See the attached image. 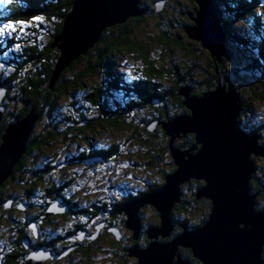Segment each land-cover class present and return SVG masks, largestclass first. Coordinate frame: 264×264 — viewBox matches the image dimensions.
I'll use <instances>...</instances> for the list:
<instances>
[{"label": "trees", "instance_id": "1", "mask_svg": "<svg viewBox=\"0 0 264 264\" xmlns=\"http://www.w3.org/2000/svg\"><path fill=\"white\" fill-rule=\"evenodd\" d=\"M72 1L0 2V26L6 27L0 34V89L5 90L0 104L4 109L0 140L9 123L31 110L37 115L26 151L0 185V264H24L35 246L51 250L58 243L65 248L75 247L63 258L64 264H97L96 257L107 255L105 245L121 248L122 263L136 264L137 259L128 255L126 247L148 246L147 228L159 226V215L152 206L140 209L143 231L135 240L124 225L126 215L119 209L126 200L161 188L165 176L175 169L170 138L159 125L150 131V124L189 113L179 95L181 87H190L191 95L201 96L218 82L225 87L233 85L227 79L230 52L216 64L201 43L185 32V26L193 24L191 16L198 7L195 0H189L181 9L177 8L182 4L180 0H141L142 15L105 28L93 47L66 66L52 83L59 56L53 42ZM156 1H163L180 17L168 16V27L155 23L148 30L150 15L154 12L163 17L165 11H156ZM220 1L236 17L250 16L260 7L259 0ZM37 16L42 19L34 20ZM222 26L228 41L233 35L242 46H251L248 56L252 59L247 57L250 61L244 69H258L262 76L258 86H262L264 38L253 43L244 35L231 34L233 28L225 22ZM262 32L259 39L264 29ZM201 72L205 76L200 77ZM247 107L244 102L243 109ZM257 132L264 140V133L259 129ZM173 143L188 149L195 144L194 134L181 135ZM77 146L87 150H78ZM159 165V182H151L147 174ZM123 170L146 173V188L134 190L121 184L123 176L134 179ZM251 182L261 190L258 200L264 206V189L257 186L259 179ZM203 184L202 180L190 179L181 185L183 194L172 208L174 225L168 239L178 235L183 224L196 229L207 221L210 201H200L203 206L199 207L195 204V191ZM115 194L120 198H113ZM56 202L63 211L47 215L50 205ZM146 207L155 210V222L144 218ZM257 208L261 209L259 205ZM101 224L103 231L96 239L79 238L82 231L92 235ZM111 226L122 231L121 239L107 232ZM35 235L42 237L38 245ZM181 253L190 262L196 260L190 249L183 248Z\"/></svg>", "mask_w": 264, "mask_h": 264}, {"label": "water", "instance_id": "2", "mask_svg": "<svg viewBox=\"0 0 264 264\" xmlns=\"http://www.w3.org/2000/svg\"><path fill=\"white\" fill-rule=\"evenodd\" d=\"M198 4L192 25L185 26L190 39L200 42L214 61L222 62L226 55V33L214 0H195ZM141 0H73L53 46L59 51L52 83L61 71L79 56L84 55L100 39L105 28L124 23L143 14ZM163 2H157L160 10ZM191 88L179 90L183 105L189 110L164 121L150 124L152 131L160 126L169 139V151L175 169L167 174L161 188L134 197L124 203L119 212L126 215L125 226L138 239L141 229L140 209L146 205L155 208L160 224L147 231L149 245H135L127 250L137 259L136 264H186L178 253L187 247L202 264H261L264 249V209H254L255 194L249 191L254 171V155H264L258 136L239 128L241 109L239 94L233 86L218 82L213 90L201 96L190 94ZM5 94L0 89V104ZM0 105V115L3 113ZM37 115L31 110L27 116L9 123L0 140V185L12 173L13 167L27 149V141ZM1 119V116H0ZM194 134L195 144L188 149L174 146L176 138ZM198 145V148L196 149ZM190 179L204 184L195 193L211 202L207 221L199 228L183 230L168 239L173 230L170 218L172 208L180 202L181 185ZM63 209L58 203L50 205L47 215ZM101 226L97 225L91 239H96ZM109 231L120 239L117 227ZM161 237V239H160ZM82 239V235L79 237ZM167 238V239H165ZM75 247H68L60 255L37 249L30 251L24 264H41L45 259L65 256Z\"/></svg>", "mask_w": 264, "mask_h": 264}, {"label": "rangeland", "instance_id": "3", "mask_svg": "<svg viewBox=\"0 0 264 264\" xmlns=\"http://www.w3.org/2000/svg\"><path fill=\"white\" fill-rule=\"evenodd\" d=\"M5 1H8V0H0V2H3V3H5ZM180 1L182 4L177 7L179 9H181V7L186 6L185 4L190 3L189 0H180ZM180 1H179V3H180ZM156 2H158V1H156ZM159 2H161V1H159ZM169 2H173V1L170 0ZM215 3H216V6H217L216 8H217L218 13H219V18L221 19V23L225 22L227 24V27L231 26L233 28L232 32H230V30L232 29L231 27L229 30L227 28L228 33L230 32L231 34H233V33L234 34H241V36L244 35L247 38H251L254 41L253 43H256V41L259 42V41L263 40L264 36H261L260 39H259V36L261 34H263L262 29H264V0H259V4H260L259 6L260 7L257 8L255 10L256 12H254L252 15L249 16L246 14V15H241L239 17H236L235 15L228 13L227 7H225L223 2H221L220 0H216ZM152 6H153V4L151 5V7ZM163 8H165V11H162ZM156 11L157 12L162 11L163 17L156 16L155 13L153 12L152 15H150L149 19H147L148 30H150V26H154L155 23H157V24L161 23L162 27H164V25L167 23L168 16L172 15V17H173V15L174 16L177 15L178 17H180L178 15L177 11H172V9L169 6H167V4H165V3L162 4L160 10H156ZM168 25L169 24H166L167 27H168ZM2 28L3 27L0 26V29H2ZM6 30H8V29H6ZM12 30H13V28H12ZM258 32H260V33H258ZM0 34H2V32H0ZM232 37H233V35L230 37L231 41H228L227 37L225 39V47H226L227 51L230 52L229 53L230 58H228L229 60L227 61V79L229 80V82L231 81L233 83V85H228L227 87H229V86L236 87V85H238L241 89V90L238 89L239 91L236 90L237 93L239 94L240 104H241V109H240V112L238 115L239 128L242 131L248 132L250 134L251 133L253 135L256 134L258 136V140H257L258 144L264 145V140H262L261 136L257 132V129H259L260 132L264 133V84L260 87L258 86V83H261V81H262L261 80L262 76H259L258 69L253 70V71L244 69V67L248 66L249 61H250L247 59V57L252 59L251 56H248L249 55L248 52L250 53V51H251V46L244 47L240 43H238V41H237L238 38L233 39ZM248 45H249V43H248ZM172 49L175 50V49H177V47L172 48ZM168 62L171 64V61H168ZM214 62H216V64L218 63V61H214ZM170 64L168 65L169 67L171 66ZM202 75L205 76V73L204 72L199 73L200 77ZM238 86H237V88H238ZM244 102H246L248 104V107L246 109H243ZM77 147H78V150H85V151L87 150L84 146H77ZM71 152H75V149H72ZM253 159H254V163H255V168H254L255 171L252 172V178L259 179V184L257 183V186L260 185L264 189V155H257V156L254 155ZM95 167L99 168V165H96ZM155 167H154V169L152 168L153 172H151V173L149 172L147 174L149 176V179L151 182H153V181L159 182V174L162 171L161 165H159L156 168ZM128 169H130V168H128ZM123 171L126 174L132 175L134 177V179H131V180H128V179H130V177H128V179H126L125 176H123L122 179H120L121 184H124L125 187L127 186L128 188H132L134 190H142L143 188H146L147 185L145 183V179L148 177L146 175V173L142 174V173H138V171L135 172L133 170H130L131 172H128L126 170H123ZM139 181H141V182L138 183ZM253 185L254 184L252 182L250 183V181H249V191L250 192H252L251 189H252ZM91 187H93V186H91ZM258 188H260V187H258ZM258 190H260V189H258ZM196 192H197V190L195 191V193ZM182 194H183V192H182ZM256 194L260 195L261 192L256 193ZM101 196H102V194L100 195V197ZM114 197L120 198L116 194L113 195V198ZM206 199L207 198H205V197L197 198V202L195 204L198 207H199V205L203 206V204H200L201 203L200 201L206 200ZM207 200H209V199H207ZM147 206H149V205H147ZM145 210H146L147 216L144 213L145 211L143 213L145 215L144 218H147L146 221H148L149 223L155 222L156 217L154 216V213H153V212H155V210L152 209V207L151 208L146 207ZM140 218H141V226H142L143 217H142L141 213H140ZM172 222H173V220H172ZM173 225H174V222H173ZM147 231H148V228H147ZM160 239H161V237H160ZM185 248H187V247H185ZM103 249L106 250L105 252L107 253V255L106 256L104 255V257L103 256L96 257L95 261L97 262V264H124V263H122V258L119 256L121 248L117 247L116 249H113V248H110L108 245H105V246H103ZM98 250H101V248ZM117 250H119V251H117ZM97 254H99V253H97ZM97 256H99V255H97ZM64 262H65V260H60L59 262H54L53 264H64Z\"/></svg>", "mask_w": 264, "mask_h": 264}, {"label": "flooded vegetation", "instance_id": "4", "mask_svg": "<svg viewBox=\"0 0 264 264\" xmlns=\"http://www.w3.org/2000/svg\"><path fill=\"white\" fill-rule=\"evenodd\" d=\"M189 134H191V133H189ZM198 148V145H197V147H196V149ZM87 164L88 165H90L91 164V161L90 160H87ZM255 164V163H254ZM254 171H255V169H254ZM253 179V178H252ZM251 179V180H252ZM201 187V186H200ZM252 194H255V199H254V209L255 210H263L264 209V206H263V204L261 203V204H259V200H258V198H259V195H257L256 193H259V192H261L260 190H258L256 187H252ZM132 199V198H131ZM130 200V199H129ZM129 200H126L125 202H123V204L124 203H126L127 201H129ZM210 201V200H209ZM211 203V202H210ZM122 204V205H123ZM121 205V206H122ZM260 206L261 207V209H258L257 208V206ZM210 212V211H209ZM125 225V224H124ZM184 225V224H183ZM103 227H104V225H103ZM103 227L101 226V228H100V230L101 231H103ZM112 227V226H111ZM110 227V228H111ZM126 227V226H125ZM126 229L127 230H129L130 231V229H128L127 227H126ZM148 229H150V228H148ZM120 230V229H119ZM101 231H99V234L101 233ZM141 231H143V227L141 226V229H140V232H139V235L141 234ZM146 231V230H145ZM107 232H109V233H111L110 231H109V228L107 229ZM120 232H121V237H122V231L120 230ZM146 234H147V231H146ZM81 235L82 236H84V240H85V238H89V239H91L90 237H91V235L89 236L88 234H86V231H82V233H81ZM35 237H37V239L36 240H38V241H36V243H37V245L40 243V241H41V239H42V237H39V236H37V235H35ZM121 237H120V239H121ZM140 237V236H139ZM139 237H138V239H139ZM172 237H174V236H172ZM171 237V238H172ZM148 239V238H147ZM92 240V239H91ZM26 241V244H28V241L27 240H25ZM149 242H150V240H149ZM65 245V244H64ZM45 246V245H44ZM133 246H135V245H131L130 247H126V250H128L129 248H131V247H133ZM145 247H147V245L146 246H142V247H140V248H145ZM185 248V247H184ZM37 249H43V250H46V251H49V253L51 254V255H60L64 250H65V246L63 247V245L62 244H60V243H58L57 244V247H54V248H52L51 250H49V249H46V246L45 247H41V246H35L31 251H34V250H37ZM62 250L61 251V253H56V251H59V250ZM75 249V248H74ZM181 249H183V247H179V249H178V253L180 254V256L182 257V259H183V261H186L187 263L186 264H197V261H198V259H196L195 261H193V262H190V260L185 256V254L183 255L182 253H181ZM185 249H189V248H185ZM55 251V252H54ZM73 250H71L69 253H71ZM68 256V254H66L65 256H61V257H57V258H51V257H49V258H47V259H45L44 261H46V260H48V259H50L49 261H47V262H45V264L47 263V264H50V263H54V262H59L60 260H64L63 258H65V257H67ZM192 256H193V254H192ZM194 258V257H193ZM60 259V260H59ZM261 264H264V249H263V251H262V253H261ZM200 262V261H199ZM202 264V263H201Z\"/></svg>", "mask_w": 264, "mask_h": 264}, {"label": "snow or ice", "instance_id": "5", "mask_svg": "<svg viewBox=\"0 0 264 264\" xmlns=\"http://www.w3.org/2000/svg\"><path fill=\"white\" fill-rule=\"evenodd\" d=\"M34 20H41L42 18L41 17H39V16H37V17H34L33 18ZM21 23H25V22H21ZM8 27H12L11 25H9ZM3 31V29H0V32H2Z\"/></svg>", "mask_w": 264, "mask_h": 264}, {"label": "bare ground", "instance_id": "6", "mask_svg": "<svg viewBox=\"0 0 264 264\" xmlns=\"http://www.w3.org/2000/svg\"><path fill=\"white\" fill-rule=\"evenodd\" d=\"M221 26H222V23H221ZM223 27V26H222ZM28 51V50H27ZM54 86V85H53ZM185 136V135H184ZM254 161V160H253Z\"/></svg>", "mask_w": 264, "mask_h": 264}]
</instances>
